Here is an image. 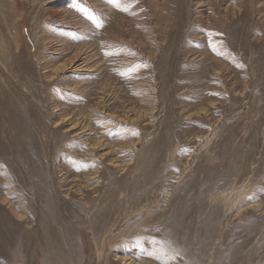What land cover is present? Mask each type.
<instances>
[{"label":"rangeland","instance_id":"obj_1","mask_svg":"<svg viewBox=\"0 0 264 264\" xmlns=\"http://www.w3.org/2000/svg\"><path fill=\"white\" fill-rule=\"evenodd\" d=\"M0 264H264V0H0Z\"/></svg>","mask_w":264,"mask_h":264},{"label":"bare ground","instance_id":"obj_2","mask_svg":"<svg viewBox=\"0 0 264 264\" xmlns=\"http://www.w3.org/2000/svg\"><path fill=\"white\" fill-rule=\"evenodd\" d=\"M18 161H19V158H18ZM4 164L8 165V163H4ZM26 173L27 174L32 173L29 166L26 167ZM42 202L43 203H41V206H39V215L40 214L42 215L41 216L42 224L45 225L47 228H49L52 231V234H57V233L63 234L60 242H56V244L59 245V247L60 245H63V246L70 245L72 247L74 243L73 242L74 239L67 236V234L72 231L71 225L66 217V211L63 210V206L55 207V205L52 202V199L49 197H44L42 199ZM45 218H46V221H45ZM47 218H49V220H47ZM65 224H66V227H64ZM56 250H59V248ZM66 254H67V251L65 250H63L62 252L61 251L57 252L58 257H62V258L66 257Z\"/></svg>","mask_w":264,"mask_h":264},{"label":"snow or ice","instance_id":"obj_3","mask_svg":"<svg viewBox=\"0 0 264 264\" xmlns=\"http://www.w3.org/2000/svg\"><path fill=\"white\" fill-rule=\"evenodd\" d=\"M117 7H120V5H119V3H117ZM123 11H127L128 9H127V7H125V8H123L122 9ZM98 26H99V24H98ZM135 134V133H134ZM155 242V241H154ZM161 244H163V242H161ZM162 254H166L165 253V249L161 246V248L160 249H158Z\"/></svg>","mask_w":264,"mask_h":264}]
</instances>
